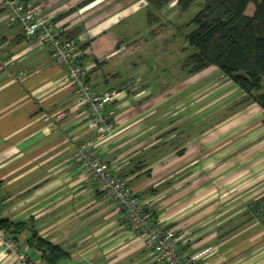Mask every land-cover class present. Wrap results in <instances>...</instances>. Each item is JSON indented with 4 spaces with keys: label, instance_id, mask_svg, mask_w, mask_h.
<instances>
[{
    "label": "crops",
    "instance_id": "1",
    "mask_svg": "<svg viewBox=\"0 0 264 264\" xmlns=\"http://www.w3.org/2000/svg\"><path fill=\"white\" fill-rule=\"evenodd\" d=\"M83 2L27 3L67 34L81 29L77 38L88 45L78 50V61L96 89L121 86L134 75L142 80L107 106L115 129L98 145L102 159L146 200L160 225L175 231L180 250L209 249L196 264H264V109L246 101L215 66L173 73L163 61L170 51L157 49V41L105 38L148 9L146 0ZM1 42L13 63L0 57V219L28 223L61 245L70 254L63 264H161L73 156L96 131L68 66L47 47L31 45L3 13ZM133 43L132 53L124 49ZM31 233L26 227L15 235L19 250L30 264H47L28 243ZM0 264L21 263L0 244Z\"/></svg>",
    "mask_w": 264,
    "mask_h": 264
},
{
    "label": "built area",
    "instance_id": "2",
    "mask_svg": "<svg viewBox=\"0 0 264 264\" xmlns=\"http://www.w3.org/2000/svg\"><path fill=\"white\" fill-rule=\"evenodd\" d=\"M0 13L18 23L31 45L47 47L51 58L68 66V79L76 85L80 103L89 109L90 126L95 129V139L82 142L74 152V158L96 182L100 191L114 207L123 212L128 224L137 232L141 245L151 249L154 259L161 264H196L197 259L209 249L188 254L179 248V237L172 229H165L155 217V212L129 187L127 180L115 175L110 164L99 154L98 145L111 136L115 129L114 112L107 106L128 96L138 87L137 81L129 79L121 86L106 91L96 89L89 82L88 66L78 61V50L83 38H69L52 17L41 15V10L23 0H0ZM7 42L0 43V57L4 64L13 63ZM258 212L261 207L257 208ZM0 244L15 255L21 264H30L28 256L19 250L18 243L10 233L0 228Z\"/></svg>",
    "mask_w": 264,
    "mask_h": 264
},
{
    "label": "trees",
    "instance_id": "3",
    "mask_svg": "<svg viewBox=\"0 0 264 264\" xmlns=\"http://www.w3.org/2000/svg\"><path fill=\"white\" fill-rule=\"evenodd\" d=\"M92 1L84 0L83 3ZM146 1L157 12L172 2L180 11L199 4V11L187 24L194 26L186 35L189 46L194 50L183 58V71L191 75L215 66L245 93L246 101L257 103L264 109V0ZM251 3L254 7L249 13L247 10ZM80 30L65 34L69 38H77ZM87 45L88 41H85L81 47ZM26 227L32 231L28 243L41 251L47 264H63L70 257L61 245L41 237L28 223L0 219V228L13 233L14 236L10 235L14 240L15 235L22 233Z\"/></svg>",
    "mask_w": 264,
    "mask_h": 264
},
{
    "label": "rangeland",
    "instance_id": "4",
    "mask_svg": "<svg viewBox=\"0 0 264 264\" xmlns=\"http://www.w3.org/2000/svg\"><path fill=\"white\" fill-rule=\"evenodd\" d=\"M173 3L174 2H172L171 5H174ZM253 7L254 3H251L247 12L251 13ZM199 9L200 6L197 4L186 11H180L175 7L173 9L157 12L149 5L148 9H138L139 13L132 14L124 23L108 30L105 34V38L114 43L117 42V39L121 40L125 37L132 39L138 37L141 39L143 38V40L148 39L149 41L155 40L158 42L156 45L157 49L166 47V49L170 51V55L168 53L166 56L163 55V61L171 69V72L176 73L182 67L181 62L194 50L192 46H189L186 39L187 33L194 26L187 24L192 20ZM150 11H153L152 13L154 16ZM163 41L165 42L163 43ZM124 49L132 53L136 49V45H134V43L127 44ZM134 58L136 60L137 56H134ZM111 61L113 60L111 59ZM163 61L154 62V65L158 67ZM149 68L152 70V66ZM129 79L137 81L138 84L142 82L141 78L139 76L135 77V75L129 77L128 80Z\"/></svg>",
    "mask_w": 264,
    "mask_h": 264
}]
</instances>
